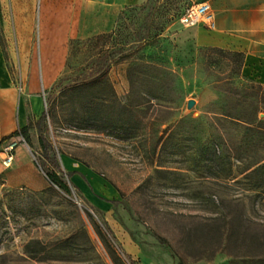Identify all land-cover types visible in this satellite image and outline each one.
Returning <instances> with one entry per match:
<instances>
[{
  "label": "rangeland",
  "instance_id": "374dc122",
  "mask_svg": "<svg viewBox=\"0 0 264 264\" xmlns=\"http://www.w3.org/2000/svg\"><path fill=\"white\" fill-rule=\"evenodd\" d=\"M199 2L124 7L66 70L72 39L49 40L45 26L72 0H0V72L27 111V91L54 111V125L28 114L12 138L49 168L43 135L70 191L0 185V264H264V83L179 24ZM98 63L109 66L100 121L69 123L60 89ZM67 160L86 172L68 177Z\"/></svg>",
  "mask_w": 264,
  "mask_h": 264
},
{
  "label": "crops",
  "instance_id": "0c3cea01",
  "mask_svg": "<svg viewBox=\"0 0 264 264\" xmlns=\"http://www.w3.org/2000/svg\"><path fill=\"white\" fill-rule=\"evenodd\" d=\"M145 0H72L62 12L51 14L48 29L51 40H85L112 31L120 11L126 6L140 5ZM207 3L214 17L215 27H195L198 42L213 48L227 49L243 55L241 74L264 83V0H200ZM26 6V4H25ZM61 16L62 18H59ZM47 32V30H46ZM51 42V41H50ZM59 45V43H58ZM52 67L44 68V78H49ZM0 140L12 138L18 130L28 125V114L37 121L43 113L41 99L34 91H27L25 100L19 99L15 90L0 72ZM25 98V97H24ZM70 172H86L77 162L66 161ZM0 185L6 189L41 192L48 182L37 166L30 147L18 144L13 153V164L4 169L0 161Z\"/></svg>",
  "mask_w": 264,
  "mask_h": 264
},
{
  "label": "trees",
  "instance_id": "16d2710c",
  "mask_svg": "<svg viewBox=\"0 0 264 264\" xmlns=\"http://www.w3.org/2000/svg\"><path fill=\"white\" fill-rule=\"evenodd\" d=\"M108 36V34H101L85 40H70L68 43L65 69L71 70L70 62L73 60V58L77 57L79 53H82L83 47L89 46L92 43L97 46V43L100 40L107 38ZM232 57L233 61L237 64V69L239 68V70H241L243 64V55L241 53H232ZM183 65L186 64H182V66ZM108 70V65H101L99 63L95 65L93 71L89 74H85L84 70L80 69V74L75 75L67 85L60 89L62 95L65 97V103L70 113L68 117L69 123L77 125L78 123H82L85 118L88 117L93 121H100V115L102 112L100 110V101H102L105 96L102 91H104V89L106 88H109V85L107 83L108 81L105 78V73ZM237 73H239V71ZM61 81V79H58V81L54 84L53 88L60 87ZM109 91L111 96H115L112 89H109ZM89 104L95 105V108L92 110L88 109ZM120 110L121 116H123L121 118H124L120 119L121 122H124L123 124L130 123V117L128 115L125 117V114L127 113V108L125 106H122L120 107ZM53 112L54 111L52 109L51 103L47 104L46 110L41 114V117L38 119V122L41 121V123L44 124L46 123V121H50V123L54 125ZM30 124L31 122L29 121L27 127H29ZM27 127L22 129L21 133H25ZM38 144L39 148L44 154V159L50 166L49 168H47L45 164H42L40 166L36 162L37 166L43 172L49 185L48 188L41 192H45L47 190L54 191V188H56L62 193L69 195V188L64 181L63 172L60 169L59 163L57 161V156L52 150L50 143L46 140V138L43 137V135H40V137L38 138ZM251 172H255V170ZM72 173L73 172H70L68 174V177L71 176ZM106 233L109 234L107 230ZM96 234L102 237L98 228H96ZM107 247L110 250L111 254L116 256L115 251L109 245H107Z\"/></svg>",
  "mask_w": 264,
  "mask_h": 264
},
{
  "label": "built area",
  "instance_id": "2783aa9c",
  "mask_svg": "<svg viewBox=\"0 0 264 264\" xmlns=\"http://www.w3.org/2000/svg\"><path fill=\"white\" fill-rule=\"evenodd\" d=\"M179 24L184 28L202 26L208 30H212L215 27L211 8L204 2L187 7L179 19ZM18 144L25 145V141L21 135L15 138L0 140V161L4 169H9L12 166L13 153Z\"/></svg>",
  "mask_w": 264,
  "mask_h": 264
},
{
  "label": "water",
  "instance_id": "95a60500",
  "mask_svg": "<svg viewBox=\"0 0 264 264\" xmlns=\"http://www.w3.org/2000/svg\"><path fill=\"white\" fill-rule=\"evenodd\" d=\"M193 101H189L188 103H187V105H186V107H187V109H191L192 108V106H193Z\"/></svg>",
  "mask_w": 264,
  "mask_h": 264
}]
</instances>
